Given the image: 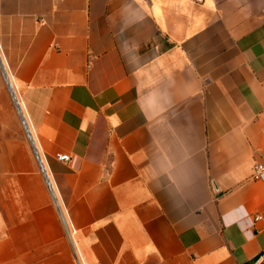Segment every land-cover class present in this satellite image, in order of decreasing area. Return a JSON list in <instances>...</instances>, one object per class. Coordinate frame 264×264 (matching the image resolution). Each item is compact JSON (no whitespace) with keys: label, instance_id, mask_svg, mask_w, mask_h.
<instances>
[{"label":"crops","instance_id":"0c3cea01","mask_svg":"<svg viewBox=\"0 0 264 264\" xmlns=\"http://www.w3.org/2000/svg\"><path fill=\"white\" fill-rule=\"evenodd\" d=\"M0 60V264H264V0H0Z\"/></svg>","mask_w":264,"mask_h":264},{"label":"built area","instance_id":"2783aa9c","mask_svg":"<svg viewBox=\"0 0 264 264\" xmlns=\"http://www.w3.org/2000/svg\"><path fill=\"white\" fill-rule=\"evenodd\" d=\"M23 128H24V131L27 135V130H29L27 124H26V128L25 127H23ZM30 135H31V133H30ZM55 158L61 162H68L70 160L69 155L61 154V153L55 154ZM36 159H37L38 164L41 166V171L45 175V171H44L43 166H42L43 164H42L41 157L39 155L37 156V154H36ZM251 179L253 181L264 182V159L262 162H258L254 165V167L252 169V173H251ZM258 219H260L259 216L254 217V220H258Z\"/></svg>","mask_w":264,"mask_h":264},{"label":"bare ground","instance_id":"6f19581e","mask_svg":"<svg viewBox=\"0 0 264 264\" xmlns=\"http://www.w3.org/2000/svg\"><path fill=\"white\" fill-rule=\"evenodd\" d=\"M0 64H1V60H0ZM1 66H2V64H1ZM3 71H4V70H3ZM3 78H4V77H3ZM14 96H15V95L12 94V92H11V97H12V100H13V102H14L15 108H16V110H17V115H18V117H19V119H20L22 125L26 128V124H25V122H24V120H23V115H24L23 110H22V108L20 107L18 101L16 100V97H14Z\"/></svg>","mask_w":264,"mask_h":264},{"label":"water","instance_id":"95a60500","mask_svg":"<svg viewBox=\"0 0 264 264\" xmlns=\"http://www.w3.org/2000/svg\"><path fill=\"white\" fill-rule=\"evenodd\" d=\"M4 72H5V71H4ZM8 85H9V84H8ZM9 88H11L10 85H9ZM27 137H28V139H29V141H30V144H31L32 148L34 149L35 153H36L37 156H38V155H39V154H38V151H37V149H36V146H35V144H34V141H33L32 136L30 135L29 130H27Z\"/></svg>","mask_w":264,"mask_h":264},{"label":"rangeland","instance_id":"374dc122","mask_svg":"<svg viewBox=\"0 0 264 264\" xmlns=\"http://www.w3.org/2000/svg\"><path fill=\"white\" fill-rule=\"evenodd\" d=\"M16 109V108H15ZM16 112H17V110H16Z\"/></svg>","mask_w":264,"mask_h":264}]
</instances>
